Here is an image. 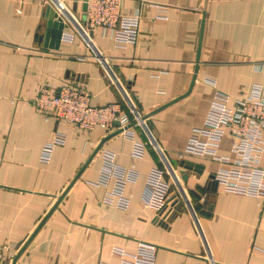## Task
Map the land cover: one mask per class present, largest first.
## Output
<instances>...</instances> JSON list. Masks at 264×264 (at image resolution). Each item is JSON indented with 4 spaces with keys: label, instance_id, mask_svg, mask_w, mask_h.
Returning a JSON list of instances; mask_svg holds the SVG:
<instances>
[{
    "label": "crops",
    "instance_id": "obj_1",
    "mask_svg": "<svg viewBox=\"0 0 264 264\" xmlns=\"http://www.w3.org/2000/svg\"><path fill=\"white\" fill-rule=\"evenodd\" d=\"M66 2L84 24L83 0ZM48 7L45 0H0L4 264H123L143 245L155 247V264H264V197L216 184L223 164L192 156L190 144L217 93L236 99L264 86V0H124L122 15L139 17L135 43H117L103 28L91 31L113 76L146 117V131L129 127L130 137L116 123L111 132L84 131L37 110L42 88L71 84L92 105L118 104L130 114L120 87L80 37L66 40L71 31L65 28L59 48L51 47ZM58 134L63 143L54 144L45 160L43 152ZM150 137L179 172L200 230L183 202L161 217L166 224L157 222L169 176L146 203L151 171L164 168ZM232 142L224 138L220 156H232ZM105 153L137 172L123 191L127 208L112 196L114 178L100 182ZM187 162L200 165L199 171L186 168Z\"/></svg>",
    "mask_w": 264,
    "mask_h": 264
},
{
    "label": "built area",
    "instance_id": "obj_2",
    "mask_svg": "<svg viewBox=\"0 0 264 264\" xmlns=\"http://www.w3.org/2000/svg\"><path fill=\"white\" fill-rule=\"evenodd\" d=\"M45 2L55 10L57 19L64 23L65 28L71 31L68 33L65 30L63 38L73 41L75 37H80L93 51L105 67L111 82L120 87L130 114H123L118 104H109L104 107L92 105L89 95L71 84H64L57 91L42 88L34 102L37 110L41 114L50 115L57 121L67 122L84 131L103 127L111 132L115 128V123H119L117 128L128 137L131 134L129 127L140 126L146 131V117L136 110L117 78L113 76L105 56L95 47L91 37L92 30L103 28L105 31H112L117 43L133 44L139 38V17L122 15L124 0H83V3L87 5L83 24L76 18L66 0H45ZM225 137L233 139L232 156L219 155V149ZM63 140V135H56L55 142L48 144L43 152V158L47 160L49 149L54 144H62ZM150 143L158 151L164 168H155L151 171L144 196L146 203L152 202L160 182L169 176L171 188L165 196L157 222L166 224V220L161 217L166 212L168 214L174 212L175 206L183 202L192 211L196 226L200 230L199 220L193 209L191 198L183 187L179 172L173 168L166 153L160 150L151 137ZM190 144L193 146L192 156L211 158L223 164L213 177L216 184L222 185L228 192L264 197V165L262 164L264 161V86L255 85L249 93L236 99L221 92L217 93L210 105L204 126L195 131ZM104 160L105 168L100 182L106 185L114 178L115 187L112 196L119 199L117 204L119 207L127 208L129 200L123 197V191L127 183L136 180L137 172L134 168L118 166L110 153H105ZM113 198L110 197L108 202L112 203ZM155 253L154 246L143 245L136 254L128 256L130 261L124 260L123 264H155ZM5 258L6 248L0 244V264H4Z\"/></svg>",
    "mask_w": 264,
    "mask_h": 264
},
{
    "label": "water",
    "instance_id": "obj_3",
    "mask_svg": "<svg viewBox=\"0 0 264 264\" xmlns=\"http://www.w3.org/2000/svg\"><path fill=\"white\" fill-rule=\"evenodd\" d=\"M84 10L85 11L87 10L86 3H84ZM48 11H49V14L47 15V18L49 20L48 21V27L50 29L49 30L50 34H52L51 47H53V48L55 47L58 49L60 46V43H61V38H62L64 29H65V25L60 19H57V14L51 6L48 7ZM116 125L119 126V123H116ZM186 165L187 166L190 165V167L186 166V168H194L196 171H199V168L201 167L200 165H196L193 162H187ZM183 179L186 180L187 176L186 177L184 176ZM65 193H64V195H65ZM64 195H62L60 200L64 197ZM21 253H22V251L18 255H20Z\"/></svg>",
    "mask_w": 264,
    "mask_h": 264
}]
</instances>
